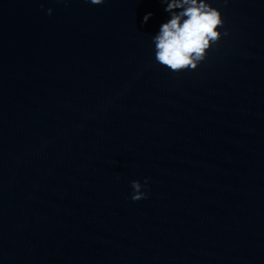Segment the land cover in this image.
Masks as SVG:
<instances>
[{
	"label": "water",
	"instance_id": "obj_1",
	"mask_svg": "<svg viewBox=\"0 0 264 264\" xmlns=\"http://www.w3.org/2000/svg\"><path fill=\"white\" fill-rule=\"evenodd\" d=\"M208 2L174 72L161 0H0V264H264V0Z\"/></svg>",
	"mask_w": 264,
	"mask_h": 264
},
{
	"label": "clouds",
	"instance_id": "obj_2",
	"mask_svg": "<svg viewBox=\"0 0 264 264\" xmlns=\"http://www.w3.org/2000/svg\"><path fill=\"white\" fill-rule=\"evenodd\" d=\"M93 5H100L105 0H89ZM167 6L170 19L163 23L157 35L153 37L156 61L174 72L191 69L206 57L207 50L216 43L222 33L224 21L221 12L213 7L208 0H161ZM52 9H48L51 15ZM151 13L144 17L146 22ZM223 35H227L224 32ZM147 184V181H145ZM139 181L131 182L132 200L146 198L147 193L141 189Z\"/></svg>",
	"mask_w": 264,
	"mask_h": 264
}]
</instances>
